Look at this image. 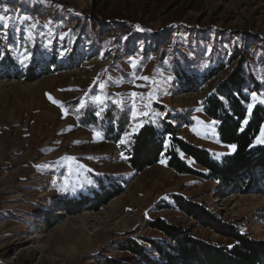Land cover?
I'll return each mask as SVG.
<instances>
[{
  "label": "rangeland",
  "instance_id": "1",
  "mask_svg": "<svg viewBox=\"0 0 264 264\" xmlns=\"http://www.w3.org/2000/svg\"><path fill=\"white\" fill-rule=\"evenodd\" d=\"M0 14L11 17L9 28L0 25V57L9 64L0 60V264H104L111 258L138 264L136 255L121 247L132 239H166L151 226L158 218L192 237L233 244L181 211L174 195L264 240L261 175L250 180L255 183L245 179L228 185L179 174L166 155L141 172L127 162L141 122L161 127L171 121L180 138L217 160L234 153L220 141L204 102L239 65L260 87L248 92L249 104L253 92L264 99V0H0ZM24 15L38 22L34 41L24 31L27 23H20ZM135 25L150 31H137ZM25 48L33 57L27 62L35 71L31 80L27 67L19 64ZM129 57L140 60L135 71L153 78L155 85L133 80ZM182 70L201 82L179 86L175 72ZM101 82L106 83L103 92ZM153 87L156 94L149 101ZM133 91L144 94L143 100L136 98L135 120ZM105 93L106 110L97 118L92 107L101 106H93L90 97ZM49 94L65 106L67 116ZM81 98L86 108L77 112ZM125 132L130 135L120 144ZM257 137L254 145H259ZM180 156L202 172L192 158ZM109 182L123 189L98 208H68L64 202L90 198Z\"/></svg>",
  "mask_w": 264,
  "mask_h": 264
},
{
  "label": "trees",
  "instance_id": "2",
  "mask_svg": "<svg viewBox=\"0 0 264 264\" xmlns=\"http://www.w3.org/2000/svg\"><path fill=\"white\" fill-rule=\"evenodd\" d=\"M0 60L4 65L8 63L6 57H0ZM9 69L10 67L6 68L7 71ZM219 69L220 67L211 69L206 77L214 75ZM25 73L31 75V80L35 71L27 67ZM175 74L181 87L193 88L201 82L194 78L193 74H186L184 70L176 71ZM20 75L24 74H18ZM258 88L260 87L253 74L247 73L245 67L239 65L227 80L206 98L204 113L217 123L220 141L223 144L236 145L234 153L226 155L221 161L213 158L208 150L180 138L172 122L164 121L161 127L146 123L133 135L127 162L132 169L141 172L158 164L162 156L166 155L168 166L179 174H199L211 181L228 185L242 184L245 179L247 183H255L250 180L255 179L257 174L264 178V144L254 145V140L264 123V105L256 104L249 117L247 109L251 101L248 92L258 91ZM245 120L248 121L247 124H244ZM167 140L169 147H166ZM180 153L192 158L202 172L189 165ZM120 184H101V189L96 190L90 198L79 197L64 202L68 208L77 209L87 205L88 208L95 209L106 199L119 194L123 189ZM234 186L236 185L232 187ZM174 200L181 211L190 215L202 227L230 238L233 244L231 247L219 246L211 241L192 237L189 232L158 218L151 226L163 233L166 239H143V243L132 239L121 247L136 255L138 264H264V240L252 238L249 234L241 232L234 222L218 219L216 213L187 198L174 195ZM145 243L155 255L145 247ZM104 264L129 263L111 258L106 259Z\"/></svg>",
  "mask_w": 264,
  "mask_h": 264
},
{
  "label": "snow or ice",
  "instance_id": "3",
  "mask_svg": "<svg viewBox=\"0 0 264 264\" xmlns=\"http://www.w3.org/2000/svg\"><path fill=\"white\" fill-rule=\"evenodd\" d=\"M71 11V10H70ZM8 12V9H4V13H7ZM76 15H80L79 13H76ZM11 17L5 15V14H0V25L3 26V28L7 29L10 27V21ZM31 17L27 16V15H24V16H21L19 17V20H20V23H27V27L24 29L26 35H27V38L29 41H34L35 39V36H34V33H35V30L38 28V22H31ZM52 22L49 21L48 24L45 25V27H48ZM135 29L137 31H150V29H143L140 25H135L134 26ZM49 31H51V29L49 28ZM64 38V35L62 34L61 35V39ZM126 39V37H125ZM32 53H30L28 51L27 48L24 49V54L22 55V58L19 59V64L23 67H27L28 64L27 62L31 61L32 60ZM129 64H130V67L134 70L133 73H132V76H133V80H143L145 82H151L153 85L156 84V81L151 78V77H148V76H140L137 74V72L135 71L139 65H140V60H138L136 57H129ZM0 70H3V66L0 65ZM94 83H97V82H94ZM135 87H147V83L145 84H139V85H134ZM98 87L99 89L103 92V90L106 88V83H98ZM94 91V90H93ZM155 94H156V88L153 87L151 89V91L147 94L148 95V98H149V101H151V99H153L155 97ZM86 96H88V93L85 94ZM130 97L133 98L132 99V106H131V115H132V118L133 120H135L137 118V106H136V98L139 97V99L143 100L144 99V94L143 93H137L135 91L131 92L130 94ZM48 98L49 100H51L54 104H58L62 110H64V115L67 116L68 115V112L67 110H65V106L59 102V101H56L54 100L51 95L49 94L48 95ZM251 98H252V101L253 103L252 104H249L248 105V112L249 114L252 113V109L256 103L257 100H259V103L261 105H264V99H260L257 95V93L253 92L251 94ZM91 99V102H92V105H100L101 107L99 108V110H96L95 107H92V111H93V114L97 117V118H100L102 113L106 110V101L109 99L108 95L105 93L104 95H100V94H95V95H91L90 97ZM113 103H122V101L120 102H117V101H113ZM149 107L148 104H145L144 105V108L147 109ZM86 108V104H85V100L83 98L80 99V101L78 102V108L76 109L77 112H80V110H83ZM139 115L141 116H149V112L148 111H141L139 113ZM156 116H161L163 115L162 113H155ZM79 118V117H78ZM216 122L213 121V124H215ZM248 121L245 120L244 121V124H247ZM142 122L137 124V128L139 127H142ZM243 129H241L242 131ZM133 131H136V129H133ZM130 133L128 132H125L124 133V138H122L119 143L120 144H125L127 142V138L129 137ZM94 136H100L101 138H103L101 136V133L100 132H95L94 133ZM257 143L259 144H264V127L261 128L260 130V135L257 137ZM230 149L232 151H235L236 149V145H230L229 146ZM64 160H68V161H75L76 158L75 157H64L62 158ZM126 159V157H125ZM161 163H164V161L162 160ZM79 167H83L82 165H78ZM42 167H45V166H41V165H37V168H42ZM55 183V182H53ZM231 247V246H230Z\"/></svg>",
  "mask_w": 264,
  "mask_h": 264
}]
</instances>
